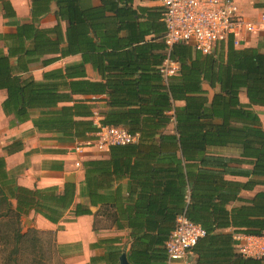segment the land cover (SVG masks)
<instances>
[{
	"label": "trees",
	"instance_id": "1",
	"mask_svg": "<svg viewBox=\"0 0 264 264\" xmlns=\"http://www.w3.org/2000/svg\"><path fill=\"white\" fill-rule=\"evenodd\" d=\"M51 1L58 21L68 22L66 43H61L59 23L51 29L18 25L17 44L27 39L31 46L9 48L10 54H18L16 65L9 55H0V88L7 90L4 113L23 122L30 118V108H39L34 125L72 144L96 131L88 103L95 99L74 95L105 94L107 109L100 122L138 134L135 142L109 146L108 158L83 162L80 196L98 209L92 213L77 204L74 214H92L94 230L102 218L116 228L129 227L126 254L132 264L166 261L165 243L181 214L205 230L192 247L196 264H263L264 257L239 253L233 235H264V190L250 198L241 196L243 190L264 186V128L252 109L264 106V53L259 49L264 43L238 48L229 39L210 54L177 43L169 56L178 62V72L164 81L158 68L166 57L164 40L144 39L146 30L137 22L132 0H99L97 5L91 0H32L35 20ZM49 32L57 39L48 45ZM160 49L162 53L154 52ZM49 50L58 54L43 63L69 54H80L82 61L44 72L41 81L21 76ZM85 63L98 72L99 80L86 78ZM204 83L213 89L210 97ZM241 90L247 104L239 99ZM212 146H232L240 152L227 156L211 152ZM125 178L126 197L118 182ZM16 190L13 206L0 187V244L4 225L14 227L18 246L36 230L22 231L23 213L33 208L56 222L61 215L57 207L69 206L75 193L71 184L61 193L55 188ZM235 202L239 204L230 206ZM123 251H110L112 264H118Z\"/></svg>",
	"mask_w": 264,
	"mask_h": 264
},
{
	"label": "crops",
	"instance_id": "2",
	"mask_svg": "<svg viewBox=\"0 0 264 264\" xmlns=\"http://www.w3.org/2000/svg\"><path fill=\"white\" fill-rule=\"evenodd\" d=\"M91 2L93 5L99 4V0H91ZM235 2L242 15L255 20L258 18L259 8L263 5L264 0H235ZM131 7L137 11V22L146 30L144 39L154 41V43H163L165 26L162 20V0H132ZM55 11V2L51 1L47 10L38 15L35 20L32 14V0H0V55H9L12 65H16L18 54H10L9 48L19 45L31 46V41L27 39L17 44V28L21 23H29L35 28L45 29H51L59 23L61 43L64 45L68 22L66 20L58 21ZM124 34L125 32L122 31L121 35ZM238 38L239 44L234 45L235 47H258L264 43V28L252 33L239 34ZM56 39L55 32L47 33L48 45L50 41L55 42ZM188 45L191 46V44ZM259 49L264 53V46ZM154 52L162 53L163 49L154 50ZM57 54L51 53L49 50V52L38 55L34 61L28 64V70L22 72L21 76L41 81L44 72L64 69L68 65L82 61L80 54H69L60 56L47 64L42 62L43 59L54 57ZM84 71L86 78L100 79L98 72L89 63L84 64ZM203 87L208 90L210 97L213 89L209 88L206 83L203 84ZM74 97L95 99L88 103H91L92 111H96L99 118L100 114L107 109L105 94L90 96L76 94ZM6 98V88H0V187L11 197L9 198L11 204L16 206L17 200L12 197V194L17 192V187L26 189L55 188L57 193H61L68 184L75 187L72 203L65 208L57 207L61 215L56 222H51L32 208L22 214V225L27 229L33 227L42 231H51L55 246L65 264H112L110 251L115 248H125L124 252L126 253L130 247L129 227L124 224L121 228H116L109 219L102 218L97 223V229L94 230L92 214L78 216L74 214L77 204L88 207L92 213L98 209V206L90 205L85 196H80V189L84 185L83 162L108 158L109 150H99L91 145L93 133L88 134L85 139H77L75 143L67 144L58 141L56 132L39 130L33 123V118L39 114V108H30V118L23 122H17L13 114L6 115L3 111L2 103ZM239 99L243 104L248 103L244 90L239 93ZM259 107L264 106L253 105L252 109L262 121L257 110ZM172 129L173 124H170L166 131L169 132ZM76 145H82L81 152L74 151ZM227 149H233V151L226 152ZM209 150L227 156H237L240 152L239 148L232 146H212ZM70 174H74V176L71 177ZM127 181V178L118 181L121 183L124 197L127 195V191H125ZM118 182H114V187ZM261 190H264V186L258 185L253 190L241 191V196L250 198ZM235 204L239 203L235 202L230 206ZM53 205L56 204L53 203ZM220 231L229 232L231 229ZM236 249L238 251L239 243L236 244ZM186 260L189 264H196V253L191 250ZM163 264H166V261ZM176 264L183 263L177 262Z\"/></svg>",
	"mask_w": 264,
	"mask_h": 264
},
{
	"label": "built area",
	"instance_id": "3",
	"mask_svg": "<svg viewBox=\"0 0 264 264\" xmlns=\"http://www.w3.org/2000/svg\"><path fill=\"white\" fill-rule=\"evenodd\" d=\"M162 5L166 57L159 65V72L164 81L178 72V62L169 56L173 45L191 44L195 50L210 54L229 39L233 45H238L239 34L264 28V2L255 20L242 15L235 0H162ZM93 121L96 131L90 143L99 150L137 140L138 134H132L122 126L102 124L96 111ZM82 149V145L74 147L76 152ZM204 235L205 230L200 224L184 214L179 215L165 243L166 264H189L187 255ZM233 237L239 243L238 252L243 256L264 257V235L234 234Z\"/></svg>",
	"mask_w": 264,
	"mask_h": 264
},
{
	"label": "rangeland",
	"instance_id": "4",
	"mask_svg": "<svg viewBox=\"0 0 264 264\" xmlns=\"http://www.w3.org/2000/svg\"><path fill=\"white\" fill-rule=\"evenodd\" d=\"M262 118L261 125L264 128V107L257 108ZM233 149H227L231 152ZM22 231L34 229L33 227L24 228L21 223ZM4 238L0 244V264H65L59 254L54 236L51 231L30 230L27 238L16 246L14 239V227L10 224L3 226Z\"/></svg>",
	"mask_w": 264,
	"mask_h": 264
},
{
	"label": "water",
	"instance_id": "5",
	"mask_svg": "<svg viewBox=\"0 0 264 264\" xmlns=\"http://www.w3.org/2000/svg\"><path fill=\"white\" fill-rule=\"evenodd\" d=\"M70 175H71V177L74 176V174H70ZM118 262H119V264H132L128 260L127 255H126V253L124 251L119 255Z\"/></svg>",
	"mask_w": 264,
	"mask_h": 264
}]
</instances>
